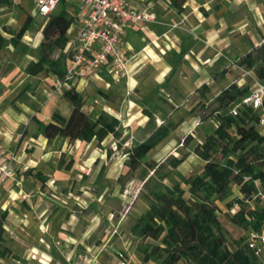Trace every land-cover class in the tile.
<instances>
[{
  "label": "rangeland",
  "instance_id": "obj_1",
  "mask_svg": "<svg viewBox=\"0 0 264 264\" xmlns=\"http://www.w3.org/2000/svg\"><path fill=\"white\" fill-rule=\"evenodd\" d=\"M20 1L22 2V0H11V6H7L3 10L0 9V17L10 24L7 26L9 30L17 31L23 22L21 21L22 13H24V18L29 14L18 7L17 3ZM150 1L155 3L158 0ZM260 2L264 3V0H245L243 3L238 0H186L182 11L189 10L188 23L179 19L178 13L180 12L174 8L166 20L159 18L165 23H171L169 19H174L179 25L173 30L159 25H155L158 28L151 27L152 29L158 33L171 31L177 35V40H183V46L191 44L190 47L196 50L195 46L201 44L202 41L198 33H189V27L192 25L200 27V24L203 26L202 22H205L204 19L209 17V21L205 25L221 29L217 35L220 43L214 44L212 47L204 45V48L207 49L201 50L202 56L211 58L209 63H204L206 65L203 67L199 62L202 56H199L200 59L197 61L195 55L192 54L189 55V63L183 66L178 60L172 62L168 59V63L174 68L168 79L158 88L150 80L142 83L141 90L146 93L147 101H140L139 98L133 97L142 108L141 116L145 117L143 110H147L151 112L150 117L146 116L145 121H141L142 117L139 116L138 110L130 118L132 127L124 128L121 124L123 117L118 114L116 116L120 120L119 138L108 136L99 145L93 141L91 146L83 145V148L70 149L71 155L77 153L80 158H83V155H88L90 160L102 155V161L97 162L96 169L83 177L84 191L87 193L75 190L72 180L67 181L66 178L64 180L67 182V186L64 189L56 182L50 190L39 186L38 191L41 192V195L38 197L48 201L56 210L62 208V215L66 218L74 216L80 222L79 229H83L84 233L88 232L87 243L97 247L102 244L107 246V248L103 247L102 254L104 256L107 255L111 259L115 250H123L130 256L131 264H162L163 256L157 258L156 254L159 251L153 252L154 248L159 246V242L133 235L131 227L137 218L148 209L145 196L151 194L152 191L164 190L166 187L179 184L185 190V196H188L187 187L182 185L179 176L193 177L202 172L204 163L193 153V149L215 129L212 120L207 119L201 122L202 118L209 114L213 99L230 84L248 86L250 91L253 89L255 81H257L254 72L238 66L237 62L249 51L264 43V16L259 8L253 10V5L255 3L258 5ZM29 8L34 13L32 14L35 21L33 28L29 31H40L45 20H41L36 15L32 6ZM213 11L215 14L210 16ZM74 28L75 25L72 26L70 34L74 32ZM193 54H195L194 51ZM33 55L36 54L33 52ZM148 67H146L147 73L151 72V68H154L153 65H148ZM188 75L203 77L201 85L206 84L208 92L202 96L197 91L201 85L189 92L185 91L183 93L185 95L179 93L178 89L170 90L172 77L180 79L178 82L173 81V84L179 88L178 84H181ZM99 77L109 83L110 87L106 88L103 82L93 79L92 82L89 81L88 90L82 94L83 108L92 117L100 112L96 108L97 104L94 100L102 98L101 94L106 93L107 96H110L113 99L111 105L115 108L121 105L123 99L132 96L126 95L124 80L115 82L105 72L101 73ZM32 91L31 93H34V89ZM49 93V88L43 89L41 94L43 99H40L39 106L44 100H47ZM21 96L17 94L14 101ZM49 111L50 105L43 107L40 114L42 121H46L50 117ZM59 113L65 115L61 111ZM133 123H139V126L136 127L137 125H133ZM161 125L171 126L174 129L155 148L140 158L139 166L134 172L127 173L128 168L125 166L128 161L127 152L136 148ZM185 137L190 139L184 142ZM57 142L54 145L55 148H57ZM217 156L220 158L219 155ZM182 157L185 158L183 163L177 168H172L173 160ZM102 162L104 163L103 169L97 177V171ZM232 192L234 198L240 196L235 185H232ZM215 205L218 207L226 245L233 248L235 243H243L245 240L243 226L231 222V213L226 210L224 204L215 202ZM94 255L89 256L93 263L98 253ZM147 255H149L148 261L143 262ZM79 256L80 254L76 255L77 261ZM82 258L85 257L82 256ZM0 264L18 263L11 258H3L0 259ZM177 264L191 263L181 261Z\"/></svg>",
  "mask_w": 264,
  "mask_h": 264
},
{
  "label": "trees",
  "instance_id": "obj_2",
  "mask_svg": "<svg viewBox=\"0 0 264 264\" xmlns=\"http://www.w3.org/2000/svg\"><path fill=\"white\" fill-rule=\"evenodd\" d=\"M168 1L177 12L182 11L186 2ZM67 4V0H62L57 11L43 17L45 22L41 26L39 57L27 64L24 70L27 75L45 73L64 81L69 30L77 23L79 13L78 4L73 2L71 10L67 9ZM34 22V17L27 15L21 27L11 31L10 43L14 47L33 28ZM237 65L252 70L257 81L264 84V43L241 57ZM172 73L173 70L170 75ZM64 84L61 88L62 99L70 106L69 114L62 115L55 111L46 122L33 118L38 135L48 142L54 139L70 143L96 141L98 145L108 136L119 138L120 121L115 116L101 111L92 117L84 110L83 96L76 90L75 84ZM22 91L19 95L25 89ZM197 91L203 96L208 92V87L202 84ZM251 91L248 86L230 84L213 99L209 114L201 122L210 119L215 122V129L193 149V153L204 163L202 172L193 177L179 176L182 185L187 187L188 196H185V190L179 184L164 190H154L145 196L148 209L137 218L131 232L137 237L159 242L153 252L159 251L157 258L163 256L162 264H177L181 261L191 264H260L246 244L249 233L264 231V204L260 203L257 196L259 191H264V130L257 124V112L242 103ZM101 97L108 103L113 101L106 93L101 94ZM143 113L147 117L151 116L150 111L143 110ZM173 129L161 125L136 148L128 151L125 164L127 173L134 172L140 158L163 141ZM189 139L185 137L183 141ZM184 159L173 160L171 167L177 168ZM71 163L66 169L70 168ZM34 176L42 184L47 182L48 178L40 171ZM232 185L237 186L239 197H233ZM215 202L224 204L231 213L232 223L243 226V243H235L233 248L226 245ZM4 219L5 213H1L0 259H15L4 244ZM148 257L145 256L143 262H147Z\"/></svg>",
  "mask_w": 264,
  "mask_h": 264
},
{
  "label": "crops",
  "instance_id": "obj_3",
  "mask_svg": "<svg viewBox=\"0 0 264 264\" xmlns=\"http://www.w3.org/2000/svg\"><path fill=\"white\" fill-rule=\"evenodd\" d=\"M130 1L134 6L153 9L158 18L165 20L173 11L172 7L164 6L163 0H158L155 3L150 0ZM238 1L243 3L245 0ZM73 2L79 6L78 0H67L68 10H71ZM261 3L258 5L255 3L253 10L259 8L262 16H264V3ZM17 5L25 12L27 11L29 16H33L34 13L29 8V6L33 7L30 0H22ZM7 6H11V0H0L1 10ZM58 8L59 6L56 11ZM214 14L213 11L210 16ZM23 15L24 13H22L21 21H24L27 16L25 15L24 18ZM178 15L182 22L188 23L189 10H183ZM40 19L42 20L43 17ZM204 20L203 26L200 24V27L194 25L189 27V33H198L203 43L195 46L197 47L196 50L190 47L191 44L183 46V40H177V35L171 31L158 33L151 28H158V26L129 27L124 51L130 58L128 83L130 87L134 88L132 96L123 99L121 105L116 108L104 99L98 98L94 100L97 104L96 108L100 112L111 109L115 115L120 114L123 117L121 124L124 128L132 127L130 118L138 110L139 116H141L140 111L142 112V108L139 107L133 97L139 98L140 101H147L146 93L141 90L142 83L150 80L158 88L161 83L168 79L170 72L174 69L168 63V59L172 62L178 60L182 66L187 65L190 54L195 55L196 60L199 61V56L203 54L201 50L207 49L204 48V45L212 47V45L220 43L217 35L221 29L218 30L211 25H205L208 23L209 17ZM169 22L177 23L174 19H169ZM7 26H10L9 22L0 17V155L4 160L10 158L14 160V177L0 185V214L5 213L6 242L4 244L12 251L15 256L13 260L18 264H75L77 262L76 255L80 254L89 259V256L97 253L93 264H114L116 254L123 250H115L111 259L107 255L104 256L102 254L103 247L107 248V246L102 244L97 247L87 243L88 232L84 233L83 229H79L80 222L74 216L66 218L62 215V208L56 210L48 201L38 197L41 195V192L38 191L39 186L50 190L56 182L58 186L64 189L67 186L65 178L67 181L72 180L75 190L87 193L84 191L83 177L96 169L97 162L102 161V155L90 160L88 155H83V158H80L77 153L70 154V149L83 148V145L91 146L93 141L90 143L81 141L70 143L67 140L54 139L48 142L43 136L37 134V125L33 118L42 121L40 114L44 106L50 105L49 116L55 111H61L68 115L70 106L62 99V90L55 88L56 79L54 76L43 73L37 76H29L24 71L29 62L36 61L39 57L38 49L42 41L41 29L36 32L27 31L19 40L18 45L14 47L10 43L11 31L13 30H9ZM78 28L79 24L76 23L72 34H70L71 29L69 30L70 38L76 34ZM33 52L36 55H33ZM210 60L211 58L203 55L199 62L204 67ZM148 65L154 67L149 73L146 71ZM172 78L170 90L178 89L177 91L182 95H185L183 94L185 91L189 92L203 83V77L188 75V77H184L185 79L182 80L181 84H178L180 86L177 88L173 81L178 82L180 79ZM93 79L103 82L106 88L110 87V84L103 81L101 77L90 75L75 83L76 90L81 94L85 93L88 90L89 81L92 82ZM45 88H49L50 93L47 94V100H44L39 106L40 99H43L41 94ZM23 89H25L24 94L14 101L16 95ZM33 89L34 93H31ZM156 107L159 109L158 105ZM157 118L159 119L158 116ZM49 119L50 117L46 121ZM145 119L146 116L142 117L141 121H145ZM133 125L138 127L139 123H133ZM56 141H58L57 148L54 147ZM70 162H72L70 168L66 169ZM103 164L102 162L97 171V177L102 172ZM37 171L48 178L46 183L42 184L37 180L34 176ZM82 224H84L83 221Z\"/></svg>",
  "mask_w": 264,
  "mask_h": 264
},
{
  "label": "built area",
  "instance_id": "obj_4",
  "mask_svg": "<svg viewBox=\"0 0 264 264\" xmlns=\"http://www.w3.org/2000/svg\"><path fill=\"white\" fill-rule=\"evenodd\" d=\"M36 15L47 17L54 13L62 0H30ZM79 28L70 38L65 52L66 72L64 81L56 80L55 88L60 90L64 82L75 84L82 78L99 76L105 72L115 82L124 80L126 95L133 93L130 87V58L124 51L127 30L131 26L147 28L150 25L176 29L179 24L160 21L157 13L148 7H138L130 0H78ZM170 7L169 1H163ZM250 106L258 114V126L264 130V84L255 81L250 95L242 102ZM112 116L118 117L111 109L106 110ZM13 158L2 159L0 155V185L14 177ZM261 204H264V191L257 194ZM248 249L264 264V231L251 232L246 241ZM75 264H93L90 259L82 258ZM130 256L125 251H119L114 264H130Z\"/></svg>",
  "mask_w": 264,
  "mask_h": 264
}]
</instances>
